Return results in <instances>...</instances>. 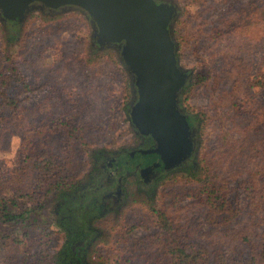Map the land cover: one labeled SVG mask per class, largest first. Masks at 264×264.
I'll return each mask as SVG.
<instances>
[{"label": "rangeland", "instance_id": "374dc122", "mask_svg": "<svg viewBox=\"0 0 264 264\" xmlns=\"http://www.w3.org/2000/svg\"><path fill=\"white\" fill-rule=\"evenodd\" d=\"M177 1L182 6L174 34L178 63L195 72L184 104L200 119L198 178L185 172L166 177L155 202L133 194L118 216L98 223L103 233L96 248L102 249L96 253L94 246L87 260L120 255L131 264H146L154 254L157 259L153 207L183 226L187 240L182 238L181 246L211 253L225 239L256 228L252 215L264 218V0ZM224 25L234 32L223 38ZM88 33L76 13L36 16L10 48L0 26V75L9 73L5 52L19 74L3 89L15 102L8 123L0 120V190L15 195L18 210L52 193L45 195L38 186L37 155L54 161L50 181L67 184L87 172L89 149L131 145L132 130L122 112L129 97L124 67L109 50L89 54ZM0 100L5 101L1 95ZM200 179L215 189L213 207ZM224 199L228 204L220 206ZM32 218L41 224L24 228V234L13 227L9 237L0 235V264H53L62 234L43 215Z\"/></svg>", "mask_w": 264, "mask_h": 264}, {"label": "flooded vegetation", "instance_id": "af4514ba", "mask_svg": "<svg viewBox=\"0 0 264 264\" xmlns=\"http://www.w3.org/2000/svg\"><path fill=\"white\" fill-rule=\"evenodd\" d=\"M193 1L186 0V3L190 4ZM155 2L172 7L173 16L168 28L170 34L174 35L182 6L177 0H155ZM70 13L78 14L88 25L87 51L89 54H100L109 50L124 67V63L120 60L119 44H99L96 23L86 11L71 5L53 9L38 2L32 3L20 20L1 18L0 13V26L5 34V45L9 44L11 48L13 43L21 38L23 26L36 16L51 18ZM178 46L177 44L175 53L177 60ZM178 65L181 66L180 63ZM123 71L128 78L129 97L122 106V112L132 130L131 145L116 149H89V167L85 175L61 185L48 196L42 212L44 218L51 221V224L62 234L59 248L64 244L67 233L79 238L80 241L76 245L86 246V250L91 252L103 233L102 229L97 227L98 223L108 215H113V218L118 216L133 194L143 195L149 201L155 202L158 187L164 178L176 173H184L179 170L181 167L190 169L195 167L199 171L200 119L197 113L184 104V97L193 85L194 70H185L186 83L178 96L179 113L184 116L188 125L189 152L178 163L169 166H165L157 155L145 153L156 146V141L151 134L141 133L132 122L130 114L137 101L136 87L131 81V73L125 67ZM98 235L99 237L94 240V237ZM90 236L93 238L89 239ZM87 255L91 256V254ZM85 258L87 259V256Z\"/></svg>", "mask_w": 264, "mask_h": 264}, {"label": "water", "instance_id": "95a60500", "mask_svg": "<svg viewBox=\"0 0 264 264\" xmlns=\"http://www.w3.org/2000/svg\"><path fill=\"white\" fill-rule=\"evenodd\" d=\"M36 2L53 9L65 5L83 9L96 23L99 44H119L120 60L137 93L130 117L141 133L156 141L145 153L157 155L165 166L186 157L188 125L178 104L186 79L168 28L172 7L155 0H0L1 18L20 20Z\"/></svg>", "mask_w": 264, "mask_h": 264}, {"label": "trees", "instance_id": "16d2710c", "mask_svg": "<svg viewBox=\"0 0 264 264\" xmlns=\"http://www.w3.org/2000/svg\"><path fill=\"white\" fill-rule=\"evenodd\" d=\"M224 27L228 30L222 33L223 38L230 32H234L231 26L224 25ZM5 48L7 50V46H5ZM228 48L229 47L225 46L222 50L228 51ZM3 57L8 64L5 71L9 73L8 76L5 77L0 75V95L3 96L5 100H0V120L8 123L6 114L12 111V106H14L13 102H15V100H12V98L6 95L5 90H3L4 84L8 80H12L13 74H16L17 77L19 74L15 71L12 58L8 57L7 52L3 54ZM128 84L127 81V87ZM35 167L40 172L38 186L40 185L41 189L44 190L43 194L46 195L50 191L53 193L55 189L64 185L63 182H58V180L55 182L50 181L55 163L45 153L35 157ZM179 170L185 172L190 178H198L196 176H198L199 171H197L195 167L192 169L181 167ZM200 181H204L203 190L206 194L207 203L212 206L213 202L210 194L215 192V189H211L210 185L207 183V179H200ZM14 196L15 195H12L10 192L0 190V235L4 237H9V235L12 234L10 229L13 227L20 228L22 234L26 233L24 228L29 227L33 223H36L38 227L41 223L34 220L32 217L34 215H43L41 210L47 201V199H42L32 206H24L23 209L18 210L17 199H15ZM224 203H227L226 199L222 201L220 206H223ZM151 210L153 213H156L158 217L159 228L152 237V240L159 248V256L157 259L155 254L152 258L148 257L146 264H264V218L257 219L255 215H252L251 223L256 228L248 227L249 229L246 228L244 233L241 232L239 234V237L225 239L222 248L211 253V251L205 248L202 250V248H195L194 246H181L179 244L181 239L184 238L187 240V236L182 235L181 229L183 226L179 223H174L161 209L153 207ZM220 224L223 225L222 222H220ZM91 237L93 238V236H90L89 239ZM98 237L99 235L95 236L94 240ZM168 240L175 242L174 246L171 244L166 245L165 242ZM78 241H80L79 238H75L73 235H68L66 233L64 244L51 255L53 264H109L110 260L113 261V264H131L130 260H122L123 258L120 255H115L114 257L106 256L102 260H95L92 258L87 260L85 257H89L87 254H91V252L86 250V246L76 245ZM96 245H94L96 249L95 252L98 253L102 248H96ZM212 254L214 259L212 258ZM44 256L50 259L49 253Z\"/></svg>", "mask_w": 264, "mask_h": 264}]
</instances>
